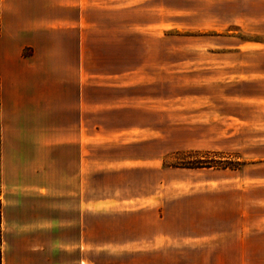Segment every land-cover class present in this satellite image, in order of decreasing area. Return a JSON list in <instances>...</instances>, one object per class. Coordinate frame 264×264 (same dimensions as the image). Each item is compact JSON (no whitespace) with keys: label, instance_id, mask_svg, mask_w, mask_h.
Returning a JSON list of instances; mask_svg holds the SVG:
<instances>
[{"label":"crops","instance_id":"crops-1","mask_svg":"<svg viewBox=\"0 0 264 264\" xmlns=\"http://www.w3.org/2000/svg\"><path fill=\"white\" fill-rule=\"evenodd\" d=\"M84 4L0 0V192L2 207L19 212L1 217L0 264H219L225 255L264 257V216H251L264 203L246 201L239 187L234 197L242 199L226 197L221 205L211 186L209 202L171 196V185L131 201H91L90 145L115 139V131L100 129L132 107L122 108L114 81L137 71H115L112 64L121 55L123 24L100 23L101 2L85 20Z\"/></svg>","mask_w":264,"mask_h":264},{"label":"rangeland","instance_id":"rangeland-1","mask_svg":"<svg viewBox=\"0 0 264 264\" xmlns=\"http://www.w3.org/2000/svg\"><path fill=\"white\" fill-rule=\"evenodd\" d=\"M72 1L85 3L87 21L101 2L100 23L123 24L121 55L112 64L115 71H137L114 81L122 108L132 107L100 129L115 131V139L90 145L91 201H131L171 185L169 195H199L204 202L214 195L211 186L219 205L226 197L242 199L233 192L242 188L243 199L262 205L264 0ZM58 16L70 18L59 10ZM187 161L213 167H176ZM67 166L73 168L70 158ZM258 211L253 220L264 216ZM17 214L16 206L2 207L0 192V223ZM219 258V264H264L258 256Z\"/></svg>","mask_w":264,"mask_h":264},{"label":"trees","instance_id":"trees-1","mask_svg":"<svg viewBox=\"0 0 264 264\" xmlns=\"http://www.w3.org/2000/svg\"><path fill=\"white\" fill-rule=\"evenodd\" d=\"M194 155H197V153H194ZM211 161H208V162H205V161H199V162H189L187 161V163H181L179 165H177L176 167H181V168H187V169H202V168H211L213 167L211 165ZM237 165H239L238 163H236ZM227 165H231V163H227ZM227 167L225 168H222V169H226Z\"/></svg>","mask_w":264,"mask_h":264}]
</instances>
